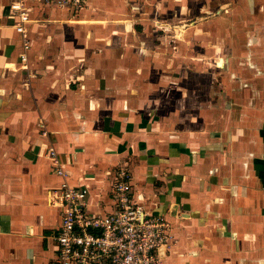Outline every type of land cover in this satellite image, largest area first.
Masks as SVG:
<instances>
[{"label":"crops","instance_id":"obj_1","mask_svg":"<svg viewBox=\"0 0 264 264\" xmlns=\"http://www.w3.org/2000/svg\"><path fill=\"white\" fill-rule=\"evenodd\" d=\"M0 0V264H50L62 178L114 210L113 170L171 227L162 264H264V0ZM43 125V127L40 126ZM109 173V174H108Z\"/></svg>","mask_w":264,"mask_h":264},{"label":"built area","instance_id":"obj_2","mask_svg":"<svg viewBox=\"0 0 264 264\" xmlns=\"http://www.w3.org/2000/svg\"><path fill=\"white\" fill-rule=\"evenodd\" d=\"M36 1L78 15L89 0ZM29 2L11 0L8 5L14 32L20 37L21 62H26L30 48L28 26L33 21ZM47 150L55 174L62 178L50 198L51 205L60 210V226L53 234L57 253L50 264H162L172 239L171 227L162 216L146 213L133 200L132 176L126 167H117L112 173L114 210L96 216L88 207L89 188L70 186L56 153L52 148Z\"/></svg>","mask_w":264,"mask_h":264},{"label":"rangeland","instance_id":"obj_3","mask_svg":"<svg viewBox=\"0 0 264 264\" xmlns=\"http://www.w3.org/2000/svg\"><path fill=\"white\" fill-rule=\"evenodd\" d=\"M79 14V13H78ZM77 15V14H76Z\"/></svg>","mask_w":264,"mask_h":264}]
</instances>
